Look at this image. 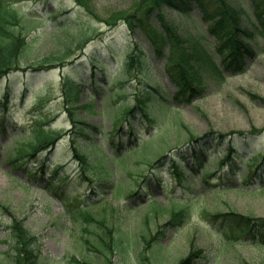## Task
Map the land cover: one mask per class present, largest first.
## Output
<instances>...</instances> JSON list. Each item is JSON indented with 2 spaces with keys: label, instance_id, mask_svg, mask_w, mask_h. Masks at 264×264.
<instances>
[{
  "label": "rangeland",
  "instance_id": "rangeland-1",
  "mask_svg": "<svg viewBox=\"0 0 264 264\" xmlns=\"http://www.w3.org/2000/svg\"><path fill=\"white\" fill-rule=\"evenodd\" d=\"M13 6H22L20 14L39 15L42 22L31 30L36 34L57 35L58 30L54 24L67 26L71 33L78 30L85 34L90 40L87 42L79 61H73V65L48 71L16 73L7 78L0 79V98L8 89L12 102L6 109L0 108V115L9 121L7 127L0 126V263H11L13 254V240L11 239L9 227L13 220H20L24 229L37 238L39 253L44 264H73L70 257L85 260L90 264H103V258L95 253L92 247L84 243L88 233L83 231L94 226L82 220H74L71 209L76 206H84L89 202L86 182H78L76 179L77 166L74 161L69 160V138L67 131L70 127L69 117L65 111L62 92L60 90V79L69 75L81 81V76L88 73L90 69V58L97 57L104 61L107 78L117 79L121 77V62L126 53L128 45L136 42L143 46L144 43L138 35L128 34L124 24L118 23L113 28H108L103 23L94 20L82 10L75 0H6ZM133 0H90L91 9L102 19L115 11L129 7ZM238 2L248 13H253L251 0H234ZM43 6L52 14L42 11ZM38 12L40 14H38ZM171 24L179 29L184 35L204 36L211 44L214 37L206 32L207 23L203 21L202 14L197 8H193L190 14H179L174 11H165ZM57 46L52 39L41 38L32 46L33 56L50 51ZM145 48L148 68L139 81L124 84V90L128 95L138 92L141 83L156 85L163 92L165 98L171 100L175 88L165 73V61L153 56L151 50ZM257 49V48H256ZM254 51L255 47L253 48ZM41 55V54H40ZM112 55V56H111ZM246 66L241 72L234 76H228L224 81H218L203 74V94L196 96L190 103L158 101L168 106L163 111L165 127L168 130L166 139L170 150L168 155L175 153L188 139L187 131L196 135L207 133L230 134L234 131H248L251 127L264 128V106L250 95L264 99V55L246 57ZM82 63V65H79ZM98 83H101L98 80ZM98 83L85 82L80 96V103L88 101V93L98 92L93 99L95 109L93 112H78V119L88 121L90 124L108 129L114 120V109L117 104L109 102V91H101ZM108 85L104 81V85ZM115 88L120 87L116 83ZM112 94V93H111ZM119 102V100L117 101ZM159 103L152 104L158 113L159 123L161 108ZM49 117L48 125L54 131L61 132V139L52 149L47 172H39V163L27 162V158L14 161L16 157V145L23 143L25 137L15 129L32 127L33 119H45ZM13 120V122H12ZM181 123L184 125L183 128ZM3 129L5 132H2ZM151 132L140 131L135 139L137 143L147 139ZM21 136V137H20ZM96 147H105L106 143L94 136ZM224 145H227L224 143ZM235 147L243 152H255L264 148V136L260 135L254 139L245 141L234 140ZM216 153V147L210 146ZM40 152H37L39 154ZM41 153L39 159H43ZM140 156H123L114 160L109 169L112 178L124 180L125 182L136 177L143 168L140 164ZM215 160L218 158L215 156ZM27 163V165H26ZM63 166L54 173L51 169L54 165ZM144 173L150 176L148 169L143 168ZM49 172H51L49 174ZM155 176L150 184L151 190L145 188L141 194L149 193L152 199L161 206L167 205V194L161 192V186L170 184L171 178L168 169L163 171L154 170ZM246 173V165L242 166V174ZM68 177L59 180L60 175ZM33 175V176H32ZM196 174L188 176L191 182ZM49 176V177H48ZM54 178V183L48 184ZM47 178L46 180H44ZM225 181V180H224ZM223 181V182H224ZM260 180H253L250 187L244 189L254 190ZM209 183H217L214 178ZM162 184V185H161ZM189 185L192 186L191 183ZM193 189L187 197L200 196V203H204L207 214H213L216 206L221 210H232L242 215H253L264 217V192L240 194L235 190L221 194L223 202H215L210 196L211 189L208 186ZM238 186V183L235 184ZM163 189H165L163 187ZM180 190L173 193L180 195ZM206 193H208L206 195ZM106 195L110 206L115 207V212L110 209L106 212L107 218L115 220L122 231H133L137 227H145L140 222L146 223L149 229L156 231L159 227H165L164 236L160 237L159 243L151 249L143 248L142 245L133 242L124 256H113L111 263L106 264H174L179 258L185 256L189 251V242L193 240L194 245L200 250V264H264V247H255L245 243H232L224 237L225 227L218 219H212L205 213H201L202 207L196 208L195 212L186 218L182 226L165 225L171 218L170 212L162 209L147 210L142 199L128 203L126 200L114 201ZM100 199V198H99ZM103 199V198H102ZM101 200L92 206L91 213L95 218L99 217L100 211L105 206ZM130 206L123 209L121 205ZM117 205H119L117 207ZM162 229V230H164ZM137 244V245H136Z\"/></svg>",
  "mask_w": 264,
  "mask_h": 264
},
{
  "label": "trees",
  "instance_id": "trees-1",
  "mask_svg": "<svg viewBox=\"0 0 264 264\" xmlns=\"http://www.w3.org/2000/svg\"><path fill=\"white\" fill-rule=\"evenodd\" d=\"M251 1L253 14L249 16L242 6L232 0H207L206 2L205 0H133L128 8L115 11L102 19L91 9L90 0H75L88 16L98 22H103L108 27H113L120 21L125 22L130 32H137L153 48L157 57L166 60V73L177 87V92L173 97L175 102H190L195 94L201 93L202 72L205 71L219 79H224L225 73L234 74L244 67L245 56L256 54L252 49L253 44L262 48L260 53H264V0ZM192 3H195L200 9L203 19L210 22L208 31L217 40L216 51L220 60L219 64L215 63L208 49L202 46L198 39L180 35L165 17V9L185 13L189 12ZM19 8L0 0V79L19 72L35 73L53 68H64L73 65L74 62L71 60H80L83 56V49L90 38L78 30L71 33L67 26L58 24L54 25L59 32L57 35H36L34 33L28 38L30 34L29 24L41 22V19L36 15L20 14ZM44 12H46V7ZM47 13L51 14L49 11ZM41 38H50L56 42L57 46L43 55L40 53L41 55L33 56L31 53L32 46ZM166 48H168L167 54H165ZM90 66L88 73H86L87 77L83 73L81 81L69 75L60 79V90L66 104L65 111L71 124L68 131L71 154L78 163L79 173L84 175L90 172L89 175L95 176L101 184L109 185L113 192H116L115 197L123 196L129 199L137 194V190L132 189L135 183L131 184L130 187L128 186L127 190H122L120 182L110 181L108 175L109 163L127 150L123 142L128 137H124L121 130L115 127L119 121H122L128 125V132L134 134V127L137 129L154 127L157 118L152 112L151 105L158 103L156 95L161 98L164 96L157 86L142 83L138 92L133 93L132 102L127 100L128 96L124 90V84L129 81H139V78L144 75L148 68L143 50L136 43H133L127 48V53L124 56L121 78L118 80L110 79L107 85L112 91L109 96L110 99L122 98L123 100L117 104L114 111L113 126L108 130L101 129L86 120L78 119L79 116L77 115L78 112H87L93 109L92 101L98 94L88 93L89 100L80 103L83 84L85 82L96 84L98 80L103 82L106 78L104 61L92 57L90 58ZM116 83L120 87L115 88ZM98 87L107 88L103 84L98 85ZM252 98H258L264 104V99L257 96ZM10 100L7 91L0 99V107L6 108ZM0 122H3L4 125L7 123L6 120L2 119ZM182 126L184 125L182 124ZM24 130L25 134L23 133L22 136L27 137L23 143L16 147L17 154L22 157H33L35 152L33 147L45 149L49 146L51 148L61 136V132L43 127L37 122L34 123L33 128ZM161 130L162 134H158L156 137L150 136L142 143L138 152L142 154L140 157L142 159L139 162L150 168L167 163L171 176L175 178L176 184L182 188L191 189L184 180L187 173L195 171V167L188 163V157H192L200 168L203 166L201 169L202 176L200 179H194V184L197 185L200 182L207 184V179L210 176L220 172L223 161L230 158L229 154L237 151L233 145L229 144L226 149L219 151L222 159L220 165L210 167L209 163L212 162V157H209V160L202 158V156L206 157L207 154L206 142L213 140L217 145H221L227 136L214 133L199 136L188 130L187 146L179 149L168 160L167 154H165V150L169 148L166 132L163 131L165 128ZM261 132V130L252 128L248 134L238 132L236 135L240 138L255 137ZM94 136L105 140L108 144L107 148H97L92 141ZM114 136L119 138V143L114 142ZM78 145L83 146V148L80 149ZM87 147H91V149L88 150ZM132 150L137 149L133 148ZM249 154L252 163L248 164L247 177L253 174L263 175L264 150ZM228 167L230 175L235 176L238 172L236 159H232ZM241 183L250 185L245 180ZM234 188L239 190L238 187ZM230 189L232 187L221 186L212 192L214 197L219 200L218 194L225 193ZM257 190L259 192L264 191V181H261V186ZM169 203L180 208L175 212L174 220L167 222L166 226L179 224L178 220L191 213V202L188 199L180 200L173 197ZM109 208L111 212H115V208ZM147 208L157 209L160 206L155 201H150L147 203ZM77 214L94 224V227L91 228L83 226L82 230L88 233V238L83 237L82 240L103 258V264L111 263V258L114 255L124 256L133 242L139 243L143 248L151 249L159 243L160 237L164 236L165 227H159L156 231H152L143 222L140 224L145 227H137L133 233L122 231L115 220L107 218L105 208L97 218L91 217L81 210ZM216 216L222 218L227 231L225 237L231 242L241 241L256 247H264V218L240 215L235 212L219 213ZM10 230L14 241L10 264H44L39 253L37 238L23 228L22 222L13 221ZM199 257L200 252L191 241L188 253L174 264H199ZM70 262L73 264H90L73 256L70 257ZM0 264L5 263L1 262Z\"/></svg>",
  "mask_w": 264,
  "mask_h": 264
},
{
  "label": "bare ground",
  "instance_id": "bare-ground-1",
  "mask_svg": "<svg viewBox=\"0 0 264 264\" xmlns=\"http://www.w3.org/2000/svg\"><path fill=\"white\" fill-rule=\"evenodd\" d=\"M201 45L202 46H204V44L203 43H201ZM215 63H219V61H216ZM163 100H165V99H161V101L163 102ZM167 101V100H166ZM167 102H169V101H167ZM159 107L161 108V112H163V111H166L167 110V108H168V106L167 105H165L164 103H161L160 101H159ZM95 143V142H94ZM95 145H96V143H95ZM97 148H102V149H104V147H97Z\"/></svg>",
  "mask_w": 264,
  "mask_h": 264
}]
</instances>
